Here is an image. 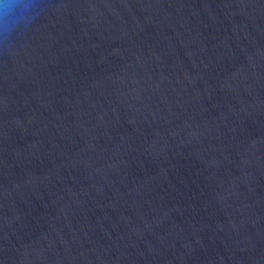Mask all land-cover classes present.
<instances>
[{
  "label": "water",
  "instance_id": "water-1",
  "mask_svg": "<svg viewBox=\"0 0 264 264\" xmlns=\"http://www.w3.org/2000/svg\"><path fill=\"white\" fill-rule=\"evenodd\" d=\"M0 264H264V0H0Z\"/></svg>",
  "mask_w": 264,
  "mask_h": 264
},
{
  "label": "clouds",
  "instance_id": "clouds-1",
  "mask_svg": "<svg viewBox=\"0 0 264 264\" xmlns=\"http://www.w3.org/2000/svg\"><path fill=\"white\" fill-rule=\"evenodd\" d=\"M27 7H28V5L25 4V8H27ZM3 28H4L5 31H7V29H8V24H7V23H6V24H3Z\"/></svg>",
  "mask_w": 264,
  "mask_h": 264
}]
</instances>
